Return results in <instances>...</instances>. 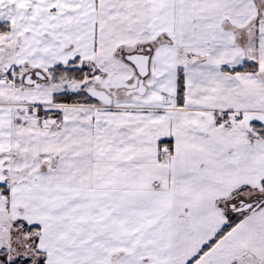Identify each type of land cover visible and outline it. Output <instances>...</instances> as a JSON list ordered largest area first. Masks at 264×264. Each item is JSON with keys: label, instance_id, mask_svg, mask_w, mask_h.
Returning a JSON list of instances; mask_svg holds the SVG:
<instances>
[{"label": "snow or ice", "instance_id": "1", "mask_svg": "<svg viewBox=\"0 0 264 264\" xmlns=\"http://www.w3.org/2000/svg\"><path fill=\"white\" fill-rule=\"evenodd\" d=\"M0 264H264V0H0Z\"/></svg>", "mask_w": 264, "mask_h": 264}]
</instances>
